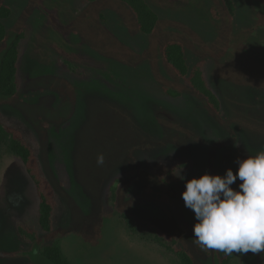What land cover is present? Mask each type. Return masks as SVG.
Wrapping results in <instances>:
<instances>
[{
  "label": "rangeland",
  "instance_id": "1",
  "mask_svg": "<svg viewBox=\"0 0 264 264\" xmlns=\"http://www.w3.org/2000/svg\"><path fill=\"white\" fill-rule=\"evenodd\" d=\"M145 1L158 15L149 36L118 0H0L11 11L0 59L24 31L17 92L0 97V124L22 134L55 191L44 233L32 181L0 147V264H48L39 252L55 244L67 264H182L145 223L193 264H223L225 253L195 242L198 221L181 194L185 181L235 174L238 158L264 150V0H231L234 12L226 0ZM169 40L201 64L218 115L167 68ZM228 256L264 264V253Z\"/></svg>",
  "mask_w": 264,
  "mask_h": 264
},
{
  "label": "trees",
  "instance_id": "2",
  "mask_svg": "<svg viewBox=\"0 0 264 264\" xmlns=\"http://www.w3.org/2000/svg\"><path fill=\"white\" fill-rule=\"evenodd\" d=\"M124 2L132 11L138 30L145 36L151 35L158 22L157 13L148 5L145 0H118ZM229 11L234 12L235 7L231 0H226ZM11 14L10 8L0 5V43L6 39L4 22ZM24 38V31L15 34L9 42L0 59V97H13L17 92V64L19 59L18 47ZM162 58L167 68L174 76L183 81L192 92L202 98L208 108L216 115L220 113V103L214 93L207 87L205 79L199 69L201 64L191 67L187 61V54L184 45L175 40L164 43L161 50ZM162 93L170 98L180 97V93L163 88ZM3 146L14 155L24 166V169L32 181L38 200V225L44 233H51L53 230V213L55 211V191L52 185L41 175L37 158L32 148L24 141L22 134L15 129L2 127L0 124V147ZM148 196L164 203L166 197L159 193L146 190ZM146 227L153 234L156 244L165 248L177 258L182 264H193L188 253L178 246L177 240L159 230L152 224L145 223ZM20 229V228H19ZM41 260L48 264H67L58 245L46 246L39 252ZM230 256L223 259L227 264Z\"/></svg>",
  "mask_w": 264,
  "mask_h": 264
},
{
  "label": "clouds",
  "instance_id": "3",
  "mask_svg": "<svg viewBox=\"0 0 264 264\" xmlns=\"http://www.w3.org/2000/svg\"><path fill=\"white\" fill-rule=\"evenodd\" d=\"M103 163L101 154L97 164ZM236 163L235 174L228 169L223 176L206 173L185 181L181 196L198 221L195 242L226 255L264 253V150ZM237 179L243 181L239 190L231 187Z\"/></svg>",
  "mask_w": 264,
  "mask_h": 264
}]
</instances>
